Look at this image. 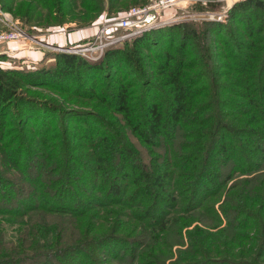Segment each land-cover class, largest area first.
Segmentation results:
<instances>
[{
	"label": "trees",
	"instance_id": "trees-1",
	"mask_svg": "<svg viewBox=\"0 0 264 264\" xmlns=\"http://www.w3.org/2000/svg\"><path fill=\"white\" fill-rule=\"evenodd\" d=\"M90 1L42 0L38 6L59 23L78 14L77 9L85 19L98 14L102 2ZM53 13L59 18H52ZM259 13L264 23V0H243L227 18L236 25L232 28L216 22L193 28L167 26L131 37L96 61L58 54L52 69L22 73L0 68V216L85 218L93 210L132 201L146 219L156 217L154 222L163 228L167 222H162L156 201L163 199L172 206L179 197L187 212H194L223 189L232 174H257L250 180L260 179L258 190L264 197V24H256ZM164 30L167 48L145 56L152 47L149 37ZM210 36L221 39L226 61L217 72L209 61ZM121 65H126L122 73L112 74ZM230 73L238 78L218 81ZM29 79L104 106L148 149L167 143L177 144L180 151L158 171L153 169L156 160L144 164L115 122L100 119L101 114L65 113L52 103L37 107L12 102L13 88ZM237 88L245 92L242 99L223 97ZM77 141L90 151L86 158L74 154L82 147ZM225 166L232 167L220 173ZM251 181L243 182L249 183L247 190L256 184ZM127 192L131 194L125 196ZM160 192H168L167 198ZM35 241L39 254L30 258L43 257L41 264H67L70 254L85 256L77 264H96L89 246L67 248L49 239ZM94 242L92 249L104 247L115 256L112 247H124L113 237ZM0 264H20V259H0Z\"/></svg>",
	"mask_w": 264,
	"mask_h": 264
},
{
	"label": "rangeland",
	"instance_id": "rangeland-1",
	"mask_svg": "<svg viewBox=\"0 0 264 264\" xmlns=\"http://www.w3.org/2000/svg\"><path fill=\"white\" fill-rule=\"evenodd\" d=\"M41 1L38 0L37 3V0H0V33L14 30L21 35L18 41L0 43V56L3 57V61L0 62L2 70L24 73L42 68L52 69L58 54L81 57L78 51L77 54H73L64 50H67L66 48L70 51H74L71 50L74 48L82 50L92 41L104 23L112 18L123 17L124 12L143 4L148 5L155 0H100L102 9L98 14H91L85 19L77 9L78 14H69L60 21L56 19L59 23L49 19L47 12L40 8L43 5ZM180 1H183L179 5L180 8L166 12L164 15L170 22L159 28L181 24L193 28L215 22L232 28L236 25L227 21V18L233 6L243 0ZM87 2L92 4L90 0ZM258 15L256 24H264L262 14ZM51 17L59 18V14L53 13ZM121 34L119 32L114 35ZM166 35L165 30L152 34L149 37L151 42L148 43L152 47L149 45L150 52L144 51L145 56L152 54L153 51L163 53L164 48L168 46V43L164 44L168 40ZM220 40L217 37H208L209 61L216 72L218 69L223 70L226 64ZM19 42H24L26 44L24 48L29 52H40L42 58L34 60V57L29 55L16 57L18 50L7 54L10 50L7 46ZM261 42L264 50V35ZM62 44L66 47H61ZM115 65V68H118V65ZM125 66L121 65V69L112 70V74L120 75ZM221 74H224V71ZM227 77H219L218 81H233L234 78H238V76L233 77L231 73ZM43 85L44 83L36 79L20 83L18 88L12 90L14 93L12 102H32L37 107L52 103L65 113L88 111L101 114L100 119L115 122L122 137H125L132 151L139 155L144 164L148 165L151 160H156L155 163L153 162V169L158 171L166 167L167 160L172 161L180 151L177 144L167 143L148 149L132 137L129 130L123 128L122 119L117 114L109 112L104 106L95 101L57 92ZM88 87L86 85L85 89ZM243 96L245 92L237 88L223 97L239 100ZM96 104L98 106H95ZM10 120H12L11 116L5 119V123L8 125ZM14 128V126L9 127L7 131ZM76 144L82 146L74 153L76 157L86 158L90 151L80 141ZM227 167L232 166H225L219 172L222 173ZM4 175L12 178L8 174ZM254 175L257 174L242 176L232 174V179L225 187L223 189L221 187L218 192L204 199L194 212H187L188 207L182 205L183 199L179 197L172 206L163 199L156 201L155 206L161 211L162 222H167L163 228L159 226L161 222L158 221L157 224L154 222L156 217L146 219V213L137 208L138 205L134 202L127 201L125 204H120L118 199L115 201L119 204L93 210L85 218L0 216V259H20V264H41L44 261L43 257L30 258L39 254L34 250L35 240L49 239L58 246H67V248L89 246L96 264H193L205 261L207 264H264V203L261 201L264 197L258 190L260 179L257 177V180H250ZM246 181L256 184L251 187L252 189L247 190L249 183L243 185ZM13 182L18 184L16 180ZM130 194L131 192H127L125 196ZM160 194L167 198L168 192H160ZM133 205L135 207H132ZM51 232L54 234V239L51 237ZM107 237L118 238L123 242L124 247L114 245L111 249L113 253H118V256L108 254L104 247L102 250L99 247L92 249L94 240ZM102 251L106 253L102 255ZM69 258L67 264H77L85 259V256L70 254Z\"/></svg>",
	"mask_w": 264,
	"mask_h": 264
},
{
	"label": "built area",
	"instance_id": "built-area-1",
	"mask_svg": "<svg viewBox=\"0 0 264 264\" xmlns=\"http://www.w3.org/2000/svg\"><path fill=\"white\" fill-rule=\"evenodd\" d=\"M180 0H155L148 5L132 8L123 17L112 18L104 23L94 35L89 44L78 50L77 48L64 50L68 53L81 55L91 60H98L103 53L112 47L120 45L124 40L136 35L149 32L168 24L170 20L164 17L166 12L180 8ZM187 10V7L185 8ZM183 10V11H186ZM220 20V18H218ZM122 33L120 36L114 35ZM21 35L14 30L0 33V43L18 41ZM81 52V53H80Z\"/></svg>",
	"mask_w": 264,
	"mask_h": 264
},
{
	"label": "crops",
	"instance_id": "crops-1",
	"mask_svg": "<svg viewBox=\"0 0 264 264\" xmlns=\"http://www.w3.org/2000/svg\"><path fill=\"white\" fill-rule=\"evenodd\" d=\"M5 46V45H2ZM26 46V44L24 42H19L18 44L14 43V44H10L7 47L10 48V50L8 51L7 54H10V52H13V50H18L19 52L15 54L16 57H25L27 55L34 57L35 59H41V53L40 52H29L28 50H26L24 47ZM1 49V48H0ZM14 53V52H13Z\"/></svg>",
	"mask_w": 264,
	"mask_h": 264
},
{
	"label": "water",
	"instance_id": "water-1",
	"mask_svg": "<svg viewBox=\"0 0 264 264\" xmlns=\"http://www.w3.org/2000/svg\"><path fill=\"white\" fill-rule=\"evenodd\" d=\"M61 47H66V46H64L63 44L62 45H60Z\"/></svg>",
	"mask_w": 264,
	"mask_h": 264
}]
</instances>
